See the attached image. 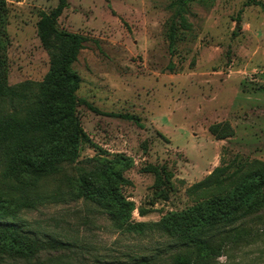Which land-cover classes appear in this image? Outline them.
Returning <instances> with one entry per match:
<instances>
[{
	"label": "rangeland",
	"instance_id": "rangeland-1",
	"mask_svg": "<svg viewBox=\"0 0 264 264\" xmlns=\"http://www.w3.org/2000/svg\"><path fill=\"white\" fill-rule=\"evenodd\" d=\"M3 1L9 73L0 97V163L16 159L8 174L20 183L3 205L19 224L76 244L51 252L64 264H131L130 256L163 248L168 237L156 229L138 235L117 226L110 212L118 201L132 203L130 223L151 224L193 207L188 189L217 168L264 174V0H67L56 26L88 38L73 65L77 96L101 114L78 106L79 156L55 178L44 166L20 169L40 162L45 150L32 129L56 94L47 77L63 47L45 45L39 23L59 0ZM57 178L73 194L86 178L112 208L45 201ZM26 198L43 203L30 208ZM241 223L242 240L226 241L215 264H264V206L253 204Z\"/></svg>",
	"mask_w": 264,
	"mask_h": 264
},
{
	"label": "trees",
	"instance_id": "trees-1",
	"mask_svg": "<svg viewBox=\"0 0 264 264\" xmlns=\"http://www.w3.org/2000/svg\"><path fill=\"white\" fill-rule=\"evenodd\" d=\"M180 2L183 3L185 0ZM255 4L256 0H248L246 6ZM67 6V0H59L57 7L50 14H45L39 23L44 44L56 41L63 47V51L53 59L47 77L48 85H51L56 94L47 111L35 116L38 124L32 129V139L44 142L45 150L39 155L42 159L40 162L22 163L20 174L44 166V173L50 178L60 176L63 165L75 164L79 156L81 133L78 130V106L81 103L85 104L93 112L101 114L97 108L77 96L81 78L74 71L73 65L78 61L80 51L85 48L88 38L81 34L58 30L56 23ZM7 25L8 10L5 1L0 0V97L6 95L9 73L6 54L9 45ZM174 43V34L171 32V49ZM111 116L137 122L139 120L130 115ZM10 130H14V127L12 126ZM29 134L31 136V133ZM16 165V159L0 163V264L7 259L14 261L13 264H64L63 260L52 256L51 252L70 251V248L77 247L76 244L30 229L24 222L19 224L16 221L17 216L8 215L4 209V200L14 198L20 186V183L14 182V175L8 174H14ZM242 169L238 168L232 173H228V167L215 169L204 180L188 189L187 195L195 203L193 207L184 213H173L156 223H130L128 216L132 203L118 201V209L110 213L119 228L138 235H144L146 230L156 229L168 237L162 249L170 250V254L162 256V249H154L156 252L154 254L141 253L130 256L131 264H215L226 241L232 244L242 240L243 233L240 227L243 223L239 222L253 210V204L264 206V174H249ZM114 177L118 182H129L117 173ZM160 178L164 180L162 174ZM232 185H235L234 189L227 193ZM102 192L86 178H82L80 193L73 194L67 187L65 179L57 178L53 192L44 200L66 203L83 199L100 203L105 210L110 211L112 205L107 202ZM26 200L30 202V208L37 202L43 203L29 198H26L25 202ZM45 253H48L47 257H44Z\"/></svg>",
	"mask_w": 264,
	"mask_h": 264
}]
</instances>
